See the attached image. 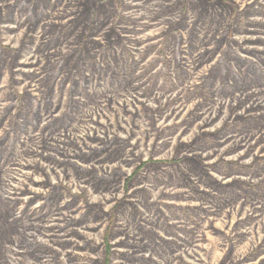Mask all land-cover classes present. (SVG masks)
I'll return each mask as SVG.
<instances>
[{
	"label": "rangeland",
	"instance_id": "rangeland-1",
	"mask_svg": "<svg viewBox=\"0 0 264 264\" xmlns=\"http://www.w3.org/2000/svg\"><path fill=\"white\" fill-rule=\"evenodd\" d=\"M0 264H264V0H0Z\"/></svg>",
	"mask_w": 264,
	"mask_h": 264
}]
</instances>
